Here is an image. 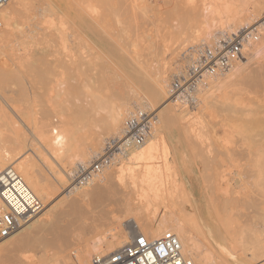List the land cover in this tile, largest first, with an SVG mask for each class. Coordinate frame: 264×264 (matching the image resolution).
I'll list each match as a JSON object with an SVG mask.
<instances>
[{
    "label": "rangeland",
    "instance_id": "374dc122",
    "mask_svg": "<svg viewBox=\"0 0 264 264\" xmlns=\"http://www.w3.org/2000/svg\"><path fill=\"white\" fill-rule=\"evenodd\" d=\"M35 1H36V4L34 5L35 2L34 3L32 2L33 7H31V8H33V10L36 9L35 13L34 12L31 13V11H30V13H27L28 17L31 16V17H29L31 20L29 18L25 17L26 11L23 12L24 15L21 13L13 14L12 17L10 18V20L8 21L7 25L4 27V34L3 33L2 34L6 37L7 40H9V38H10V40H12V42L10 40L9 41L12 43L11 46H13L15 49H17V51H19L18 55H20L19 53H21V55L23 53V51L21 49L22 46H20L18 43L19 42L21 43L22 42L21 38L25 39L26 36L27 37L25 39V43L27 42V45L28 44L29 45L32 44V45L25 46V44H23L26 47V48H24L25 49L24 52L29 53L30 50H33V51H31V55L37 56V57H39L38 55H40V56L45 55L46 52H47L46 55H49V54L55 55L54 52H56V54H57V51H58L57 49H56L57 51L55 50L56 46H58V43L60 41L62 42V40H59L60 39L59 37H61L63 35H61V33L58 34L59 31H57L60 29V31L62 32L60 26L58 25V24H60L59 23L60 17L58 16L59 18L56 17V19H55L54 17L57 16V14L53 12L54 10H49V9L51 8L50 7L51 4L52 5H54V4L57 5L59 3L61 4L62 0H35ZM76 1H75V3H76ZM80 1L83 2L84 0H78L77 4H76L77 8L79 10V12L76 15V27H78L77 25L80 26V28L79 27L77 28L79 32L76 29H74L75 31H77L75 33L76 34L79 33L80 35L76 36V34H75V35H73V37L75 36V39L73 37H72L73 39L71 37H69V38H71L69 40H73V41H71L73 43H75V41L77 40L76 44L80 43V46H82V47H80L78 45L80 47V50H79V47L77 46V49H78L77 51L79 52V53L78 52L77 53H78L79 57L81 56V57L85 58L84 61L88 57L87 61L91 60L90 63L91 64L94 63V67H92L93 64L90 65V63L86 61L87 64L89 63L87 65L83 61L86 65L84 64L83 67L81 66L82 67L81 69L87 70L86 72H87V74L90 75L91 79L97 80V81H95V85L92 87V90H94L92 92V95L98 96L97 94H100L101 97L103 95L104 99H108L109 101H111L113 103L114 101H116L115 100L116 97L118 98L119 96H123V95H125V92H127L125 89V82H126L125 80L132 78L131 80L139 83L138 79H140V78L143 79V76H145L143 80L146 79V81L144 82L142 80V83H143L142 89L139 90L140 93L138 92L139 98L141 100H139V102L137 101V103L134 102L133 106L130 107V109H132V110H130L128 107L127 113H132V112L135 113L138 111H141L143 113L145 112L148 116V123L145 126L146 131H144V135H142L143 137L140 140H134L130 135L125 133L121 137V139L118 140V142H116L117 145H115V143L112 142L113 140L109 139L110 144H111V147H110L111 149H108L109 145H107V146L104 145V147L102 148V151H101L102 154L100 153V155H98L96 158L90 159L88 164H86V166H85L86 168H83L80 166L79 167L80 169L79 168L77 169L78 174H76L71 180H68L65 177L63 183L60 185H57L56 189L51 193V197L48 200V202L46 204H43L44 209L41 212V214L38 216L39 217L38 222L35 223V225H33L27 231V234L30 236V238L32 237V240L34 239V244L31 243L27 247H19L17 250H15L13 253H11L12 255L11 254H9V255L3 254L2 255L0 253V258H1L0 264H13L12 260L15 259V257L20 258L22 256L32 257L33 262L35 264H49V263L55 264V262H54V261H56L55 259H57V258L59 259V256H60V255H55V253L59 252V251H62L61 256L64 257L63 258L64 261L66 258V261L68 262L66 264H69V263L74 264L75 263L74 262L75 261L74 260V250L77 249L78 247H80V246L77 247L76 245L79 244V245H81V247H83L84 244L86 242L89 243L91 238L93 239V237L96 236L97 235L96 233H98V232H100L98 234L104 235V234H107V233L112 232L114 230H116L117 233L127 230L126 227L128 225H130V223L133 224V219H132L133 217H131V215H129V216L125 215V212H124V206L122 203L123 202L122 201L123 195L121 194L124 189H122L121 186H119V184H117L113 178H110L111 181L108 180V181H110L109 184L107 181V187L109 185V187H108L109 190L106 191L107 190L106 184L105 185L103 184V187H102L101 184L96 183L97 182L96 178L101 177L103 174L109 175V172L111 174L112 168L109 169V166H111L113 163H115L117 160H119V158L121 157L119 155L122 154L121 152L131 150V149H136V148H139V146H143L146 143L144 141H147V139H149L152 132H151L150 136L148 134L150 133L151 130L153 131L154 129L156 130V132L159 134L160 137L165 138V140L167 141L166 143H168L167 145H168V147L170 146L169 148L171 149L170 159L171 160L176 159L175 161H176L177 167L183 172V174L185 173L184 175L186 176V178H188V176L192 174L191 173L192 171L195 172V174L192 176L193 177L192 184H193L194 189L196 188L195 191L198 195V196H196V198H197L196 203L192 206V208L190 205L184 204L185 202L183 200H181V201L178 200L176 202V204H171V203H169V204L167 203L165 205L158 204L157 207L159 208V211H158L157 218L158 217L160 218L161 212H162V214H166V217H170L171 219H175L180 224L187 225V226L190 225L189 229L190 228L192 229V230L190 229L191 234H193V235L196 234L194 236L197 239L196 242H197L198 248H199L197 252H198V254H200L199 258L202 257L201 255H203V256H204V254L206 255V257L205 256L202 257V259L204 261L203 264H264V186H263L264 181L262 178L264 175L259 173L260 172L259 169L257 168V166L255 167V163H253V162L257 163V161L259 159L260 160L264 159V156H263L264 154H262V153H264V96H263L264 95L263 94L264 93L263 92L264 91V48L261 50V54L257 55L256 57H253V59H252V57L247 59L249 61H246L247 62L246 65L243 66L244 68H243L242 73H236L235 75L233 74L232 71H230L229 73H226L224 76L220 77L218 81L214 82L212 85L206 86L202 91L194 93L193 94V102L192 101L188 102L186 100L185 101L184 100L176 101L179 98L174 99V97H172L171 94L168 93L167 95H165L166 99L162 98L157 103H154V104L151 103V105H150L151 107L139 105V104L143 105L144 102H145L144 104L146 105L148 100H145L146 99L145 97L148 98L151 95V93L154 91V88L156 87V84L158 83V81L160 79H165L168 84L169 83L171 84L173 78L176 75H178V72L174 69H177L179 64L184 66L182 59H180L179 57H178L179 58L178 59L177 56L180 55L181 53H183L190 46L187 45V43L180 46L179 50H177V52H176L177 55L175 54V58L173 60L171 59L172 57L170 56L171 52H169L168 49L171 50V48H169V47H174V45H177L179 43V41H182L183 37L186 35L185 33H187V31H191L192 33L194 32V34L199 36V37H203L206 34H212L219 28L218 26L220 24H222L224 21L230 20V19L235 18V17H239L242 14H248L249 13L248 10H250V11L253 10L252 8L254 6L261 5V4H263L264 1L263 0H138V1H136V0H119V2H118V0H117V2H116V0H112V2H111V0H109L110 1L109 2L108 0H106V1L102 2L103 0L102 1L101 0H90V1L86 0L87 3H89V4L86 3L87 5L84 6L81 3V5H83L85 10H87V13L90 10L88 11V9H86V7H89L88 5H90L92 7V11H90L88 14L91 16H88L87 14H85L83 12L84 8L79 4ZM95 1H97V2H95ZM7 2H8V0H7ZM105 2H106V5H108V6H105V5L103 6V4H105ZM118 3L121 5L120 9H119L120 6ZM171 3L173 6L170 5ZM254 3H255V5L252 6L251 4H254ZM92 4H94V5H92ZM116 4H118L119 7ZM30 5H31V3H30ZM115 5H116V8H115ZM112 6H114V7H112ZM34 7H35V9H34ZM91 7H90V9H91ZM105 7H106V9H105ZM31 8H29V9H31ZM52 9H53V6H52ZM47 10L51 15H49V13H47ZM98 10H100V11H98ZM116 10H117V12H116ZM50 11H52V13ZM93 11H95V13ZM97 11H98V13H96ZM110 13H112V15ZM118 13H120V14H118ZM138 13H140V14H138ZM34 14H36V15H34ZM45 14H46V17H45ZM107 14H110L111 16H109ZM113 14H117V15H113ZM83 15H86V16H83ZM95 15H96V17H94ZM101 15L105 18V20H107L106 22H104L105 20L103 19V17ZM140 15H143V16L141 17ZM236 15H239V16H236ZM108 16H109V18L111 17L110 19L112 21L110 19H108ZM114 16H116L115 18H117L118 16H119L118 18H120V17H122V18L119 20L118 19L116 20L114 18ZM184 16H186V17H184ZM79 17H81L82 19H85V21L84 20L82 21V19ZM91 17H93V19ZM100 17H102L101 22L104 25H101V23L97 24L94 22L96 19H97L96 22H100L99 21ZM133 17H134V19H133ZM139 17L141 18V21H139L140 20ZM36 18L39 22L32 20V19L36 20ZM57 18H58L59 22L56 21ZM113 18L116 21L113 20ZM28 19L30 20L29 23H28ZM135 19H136V21H135ZM137 19H138V22H137ZM262 19H264V12L261 13L259 15V17H257L252 23H250L249 26H247V29H249V28L253 29L255 26L259 25ZM44 20L47 21V25H46V21H44ZM31 21H33V23L35 22L34 25L37 23L39 26H37V24H36V26L32 27L33 23ZM42 21H43V23H42ZM119 21H121V22H119ZM49 22H50V24H49ZM52 22H54L55 25ZM82 22H83V24H82ZM170 22L171 23L173 22L172 23L173 25ZM40 23H42V24H40ZM84 23L88 24L90 29L88 28V25H86L87 27L83 26V25H85ZM118 23H120V26H118ZM131 23L134 24V25H132V27H133L132 29H131V25H130ZM166 24H168V25H166ZM90 25H91V27H90ZM98 25L101 27H99ZM135 25H136V27H135ZM141 25L144 26V28ZM55 26H56V28H57V26H59L57 30H55L56 28H53ZM93 26H94V30L91 29V28H93ZM106 26L111 31L108 30V28H106ZM109 26H111V28L114 30V32ZM183 26H185V27H183ZM30 27H32V28H30ZM170 27H172V28H170ZM51 28H52V31H51ZM46 29H47V31H46ZM102 29H106L108 32L107 31L105 32ZM172 29H173V31H172ZM98 30L101 32H98ZM182 30H183V32H182ZM239 30H237V31H239ZM38 31H39V33H38ZM80 31H81V33H80ZM90 31H92V32H90ZM94 31H95V36L94 35L92 36V34H94ZM132 31L135 34V36H133V37L131 36L132 34H130V33H132ZM178 31L179 32L181 31V32L179 33ZM33 32H34V34H33ZM164 32H166V34H164ZM169 32L171 35L169 34ZM25 33H28V35H25ZM42 33H44V34H42ZM108 33L110 34V36L108 35ZM116 33H118L119 35H117ZM181 33L183 35H181ZM22 34L25 37H23ZM31 34H33V35H31ZM45 34L46 35L51 34V35H49V38H50V36H51V38H53V37L54 38L49 39L48 35L45 36ZM96 34H98L99 36ZM101 34L103 35V37L101 36ZM125 34H127V35H125ZM138 34H140V36ZM41 35L42 36L44 35V36L42 37ZM52 35H53V37H52ZM115 35H117V36H115ZM161 35H163V36H161ZM174 35H176V37ZM19 36H21V38ZM29 36H30V38H29ZM55 36L57 38H55ZM97 36L99 39H100V37L103 38V40L102 39L99 40L97 38ZM106 36H108V38H110V39L107 40ZM127 36L129 38H127ZM130 36L132 37V39H130L131 38ZM138 36H139V39H137ZM181 36H182V38H180ZM230 36H226V37H230ZM84 37L89 41H84L85 40ZM27 38H29V40ZM31 38L34 40L31 41ZM44 38L46 41L44 40ZM62 38H65V37H61V39ZM79 38H82V40H79ZM133 38L135 41L133 40ZM38 39H39V42H38ZM54 39H56L57 41ZM163 39L165 40L166 44H163L164 43ZM106 40L108 43L106 42ZM260 40H261V37H260L258 42H260ZM28 41H30L31 43H28ZM34 41H36V42L34 43ZM124 41H125V44H124ZM130 41H132L133 44ZM81 42L84 43V45L81 44ZM16 43L20 47H18ZM49 43H51V44L54 43V44H52L53 47L51 44H50L51 45L50 46ZM118 43L121 45V47ZM134 43H135V45H134ZM167 43H169V44H167ZM172 43H175V44L173 45ZM200 43L202 44V42H197L196 45H198ZM39 44H40V47H39ZM94 44H95V46H94ZM106 45L108 46V48ZM131 45H134V46H131ZM136 45L138 47H135ZM42 46H44L45 48ZM46 46H48V47H46ZM128 46H129V48H128ZM130 46H131V48H130ZM4 47L6 49V47H7L6 44L4 45ZM30 47H32V49H30ZM33 47H34V49H33ZM116 47L119 49H117ZM122 47H124L123 48L124 50L122 49ZM27 48L29 49V51H27ZM142 48H143V50H142ZM81 50L84 51L83 54L81 53L82 52ZM141 50H142V52H141ZM163 50H164V52H163ZM42 51H44L43 52L44 54L42 53ZM51 51L52 52L54 51V52L51 54L50 53ZM128 51H129V53H128ZM7 53H10V50ZM97 53H98V55H96ZM23 54H25V53H23ZM100 54H102V55H100ZM3 55H6V54H3ZM3 55L0 56V59L3 60V62L2 61L0 62L1 66H2V70L4 69L3 71H5V70L7 71V72L5 71V73H7V74L10 73L12 75V73H11V72H13L12 69L17 68L18 66L12 67L10 65H14L15 63L17 64L18 60L12 61V60H14L12 58H15L14 56L9 59V57L3 56ZM8 56H10V55H8ZM11 56H12V54H11ZM1 57H3V59ZM125 57H127V58H125ZM98 59H99V61H98ZM117 59H119V60H117ZM250 59H252V60H250ZM129 60L132 64L131 63L129 64ZM138 61L139 62L143 61V62H141L142 63L141 64ZM22 62H25V60ZM107 62L109 64H107ZM2 63H3V65H2ZM137 63H139V65ZM134 64H135V68H133ZM104 65H105V67H104ZM128 65H129V67H128ZM85 66L87 68L84 69ZM88 66H91L92 68H89ZM113 66L115 67V69H117L116 71H118V72L115 71ZM136 66H137V70H136ZM105 68L106 69L108 68V71ZM91 69L94 71H92ZM97 69H98V71H97ZM13 70H16V69H13ZM113 70L115 71V73ZM127 73H129V76L131 75L130 73H132V76L131 77L127 76L126 75ZM143 73H146L147 75H145V74L143 75ZM8 79L6 80L7 82L5 83V84H8V85H6L7 89L14 88V85H12L13 81H11V79L10 80H8ZM141 79H140V82H141ZM257 80L260 82V84L258 83V85L256 83ZM10 82H12V83H10ZM146 83H147V85H146ZM170 84H169V87L166 89V92L169 91L168 89L170 88ZM150 85H153V86L150 87ZM144 86L145 87L148 86V88H145ZM261 86H263V87H261ZM95 88H96V91H95ZM145 90H147L148 92H146ZM147 93L149 95H147ZM0 104L2 105L3 103H0ZM237 105H239V107H237ZM34 106H36V108L38 107L37 112H39V114H42L43 112L47 111V108L49 110H51V111H49L50 113L54 112V114L51 113V115H50L51 121L55 122L54 124H56L57 120L59 121V118H56V117L53 118V116L56 113L60 112V111H57V110H60L59 107L62 106L63 108L61 107L62 108L61 112H65V111H63L64 110L63 105H60L59 107H58V105H40V106L34 105ZM49 106H50V108H49ZM67 106H70V105H67ZM36 108H35V110H36ZM89 108H90V106L89 107L87 106L86 111L88 113H90ZM238 108H240V109H238ZM186 110H187V113L189 115V116L188 115L185 116L186 119H191V118H193V115H194V118L199 119V121L202 120L201 124L203 123L205 126L204 136L199 141L194 140V138H192L191 135L185 134V136H184V134H183L184 130H183L182 125L176 126V124H177L176 116H178L182 112H185ZM189 111H190V113H189ZM219 113L221 116L219 115ZM255 114H256V116H255ZM102 116H103V112H101V113L99 112L98 117L100 118ZM127 117L128 116H125V118H123V120L125 121L127 119ZM96 118H97V116H96ZM186 119L184 118L185 121H186ZM250 119H252V120H250ZM248 120H250V121H248ZM238 123H239V125H238ZM203 124H202V126H203ZM204 126H203V128H204ZM231 126H232V128H231ZM206 127H208V128H206ZM254 128H256L257 130L256 129L254 130ZM229 130H230V132H228ZM235 131H237V132H235ZM238 131H239V133H238ZM236 136H237V138H236ZM242 136H244V137H242ZM181 137L183 138V140ZM247 138H248V140H247ZM209 139H210V142L208 141ZM245 139H246V141H245ZM219 140H221V141H219ZM185 142H187V143H185ZM189 142H190L191 146L188 144ZM217 142H219V143H217ZM192 143H193V146H192ZM209 143L211 145H213V147H211ZM246 143H247V145H245ZM217 146H219V147H217ZM117 147H120V149L123 148L124 150L122 149L123 151L122 150L119 151V149H117ZM194 147L196 148V151H195ZM230 147L233 148L234 150L232 151V149ZM245 147H246V149H245ZM221 148H223V149H221ZM224 148H227V149H224ZM260 149H262V150H260ZM224 150H226V151H224ZM241 150H243L244 152H242ZM246 150H247V152H246ZM200 151H202V152H200ZM210 151H211V153H210ZM222 152H225V154L228 153L227 156L225 157V154H222ZM250 152L255 153L254 154L255 156L252 155L255 157V159H254V157H249V156H251ZM194 154H195V156H194ZM235 154H237V155H235ZM222 155H223V157H222ZM114 156H116V158ZM183 156H184V158H183ZM190 156H192V157H190ZM180 157H182L183 159ZM204 158L206 160H204ZM252 158H253V160L251 161L250 159H252ZM256 158H257V160H256ZM184 159H186V160H184ZM238 160H241V161H238ZM254 160H256V161H254ZM224 161H226V163L228 162V164L224 163ZM235 161L236 162L238 161L237 163H239V164H237ZM205 163H207V164H205ZM242 163H244V164H242ZM251 163H253L254 166L251 165ZM225 164L229 165V166H226ZM95 165H100L98 170H94ZM207 167L209 170L207 169ZM229 167H230V169H229ZM201 168H202V170H201ZM222 168H225L227 170L222 169ZM233 168H235V169H233ZM233 170L235 173L233 172ZM203 172H205V173H203ZM90 173H91V175H90ZM199 173L205 178H201V175ZM236 173H238V174H236ZM218 174H220V176L226 174L227 176L225 175L223 184L220 186L221 190L219 189V186L212 188L213 190H215L214 191V202L215 203L213 201H211V202L207 201L206 202L205 199L203 198V188L202 187H203V185H205V187H206L209 184H210V186H213V185L215 186L214 183L217 184ZM256 174L258 177L256 176ZM235 175L236 176L238 175V176L236 177ZM87 176L89 179L87 178ZM210 176H212L214 179H215V177H217V178L214 181V179ZM93 177H95V179ZM206 177L210 178L211 183L207 182L209 179L207 180ZM204 179H206V180L202 181ZM228 179H230V180H228ZM93 180H95V181H93ZM187 181H189V180L187 179ZM225 184H227V185H225ZM99 185H101V186L99 187ZM104 186H105V188H104ZM231 186H233V188ZM234 189L235 190L237 189V190L235 191ZM82 191H83L85 196L82 194ZM86 191L90 192V193L88 194ZM199 192H200V194H199ZM231 192H232V195H230ZM117 193H119L121 195H119ZM200 199H201V201H200ZM212 202H213V204H212ZM179 203H180V205H179ZM222 203H225V204H222ZM114 216L116 219L114 218ZM119 218H121V219H119ZM104 220H106L105 223L107 222V224H105L103 222ZM117 222H119V223H117ZM117 225H119V226H117ZM93 226H95L94 229H93ZM49 228H51V230ZM96 228L97 229L100 228V231H99V229L97 230ZM95 229H96V231H95ZM108 230H109V232H108ZM49 231H53L56 236L54 235V233L52 234V232H49ZM93 231H95L96 233L95 232L93 233ZM198 231H199V235L197 234ZM116 232L114 231V233H116ZM195 232H197V233H195ZM200 232L202 235H200ZM53 236L56 237L55 241H54ZM119 239H121V238H119ZM57 244H59V245H57ZM73 244L74 245L76 244L75 245L76 247ZM57 246H59V247H57ZM57 248L58 249L60 248L61 250L60 249L58 250ZM104 249H105V247L103 245H100L98 248V250H104ZM55 250H57V251L55 252ZM111 250L102 251L99 254V255H101L100 257L109 255V253L111 254ZM53 255H55V256H53ZM56 256H58V257L55 258ZM69 257H70V259H69ZM93 257H95V256H91L90 259H92ZM63 259L61 260V262L59 260L60 264H62L64 262ZM71 262H73V263H71ZM89 264H90V260H89Z\"/></svg>",
    "mask_w": 264,
    "mask_h": 264
},
{
    "label": "bare ground",
    "instance_id": "6f19581e",
    "mask_svg": "<svg viewBox=\"0 0 264 264\" xmlns=\"http://www.w3.org/2000/svg\"><path fill=\"white\" fill-rule=\"evenodd\" d=\"M75 1L76 0H62L61 4L59 3V4L55 5L53 3L54 5H52V4L50 5L51 8L49 10H54L53 12L57 14V16L54 15L55 16L54 18L56 19V17H58V16L60 17V18L58 17L60 22L58 21V18H57L56 21H58L60 23V24H58V23L57 24L60 26L62 32L60 31V29L57 30L59 26H57V28H56V26L53 27V28H56L55 30L59 31L58 34L61 33V35H63L61 37H65V38L61 39V37H59L60 38L59 40H62V42L60 41L59 42L60 44L58 43L59 47L56 46V48H55V50L56 49L58 50V51L56 50L57 54H56V52L53 51L55 53V55H54V54H52L53 52L51 51L50 53L52 55H50V54L46 55L47 52H46L45 55H43L44 51H42V53H43L42 55L43 56L38 55L39 57L31 55V51H33V50H30L29 53L28 52H24L25 51L24 48H26L25 46L32 45V44H30V45L28 44L27 45V42L25 43V39H26L27 36L25 37L23 35L24 33L22 35H23V37H25V39L21 38V36H19L22 39L23 43L22 42L18 43L20 46L23 47V48L21 47V49H22L23 53H25V54L22 53V55H21V53H19L20 55H18L19 51H17V49H15L13 46H11L12 40H10V38H9V40L11 41L10 42L3 35L4 34V27L7 25L8 21L10 20V18L12 17L13 14H16V13L17 14H19V13L23 14V12L26 11L25 17L29 18L31 16L28 17L27 13H30V11H31V13L32 12L35 13V10H36L35 7H34L35 10H33V8H31V7H33L32 4L34 2H35L34 5L36 4V1L35 0H33V1L32 0H8V2L6 4H4V6L2 5V8L0 10V20H1V23H2V27L0 28V56H2L3 54H6V55H3V56L9 57V59L14 56L15 58H12L14 60H12V59L11 60L12 61H15V60L17 61L18 60L17 64L15 63L14 65H10L12 67L18 66L17 68H13V69H16V70L12 69V71L14 72V73L11 72L12 75L9 72H8L9 74L5 73L6 70L5 71H3L4 69L2 70V66H1V63H0V103H3L2 105L0 104V172L5 170L6 168H13L20 175V177L23 179V181L27 184V186L32 190V192L39 198V200L43 204H46L48 202V200L51 197V193L56 189L57 185H60V184L63 183L65 177L68 180H71L76 174H78V172H77L78 170L77 169L80 166L83 167V168H86L85 166H86V164H88L90 159H94L98 155H100L104 145L105 146L109 145L108 149H110V145L111 144H110L109 139L113 140L114 143L118 142V140L121 139V137L124 135V126H123L124 125V120H123V118H125V116H129L130 114H132V113H127V108L129 107V109H130V107L133 106L134 102L137 103V101L139 102V100H141L139 98L138 92H139V90L142 89V84H143L142 80L145 77V76H143V79L140 78L141 82H140V79H138L139 83L131 80L132 78L125 80L126 81L125 82V89H126L127 92H125V95L119 96L118 98L115 96L116 97L115 98L116 101H114L113 103L111 101H109L108 99H104L103 95H102V97H101L100 94H97L98 96L92 95V92L94 91V90H92V87L95 85V81H97V80L91 79L90 75L87 74V72H86L87 70L81 69L83 67V65L86 63L88 57L86 58L85 61H84L85 58H83L81 56L79 57V55H78L79 52L77 51L78 50L77 46L78 45L80 46V43L76 44L77 40L76 41L74 40L75 43L71 42L73 40H69V39H71L73 37V35L76 34L75 32L78 31L77 28L78 27L80 28L79 25H77L78 27H76V15L79 12V10H78L77 5H76L78 0L76 1V3H75ZM87 1H90V0H87ZM87 1L84 0L83 2L80 1V3L79 2L78 3L80 5L82 3L84 6H86L87 4H89V3H87ZM104 1H106V0H103L102 2H104ZM136 1H138V0H136ZM3 2H4V0H3ZM95 2H97V1H95ZM111 2H112V0H111ZM116 2H117V0H116ZM118 2H119V0H118ZM30 3H31V5H30ZM118 4H116V5L118 6ZM83 5H81V6L83 7ZM92 5H94V4H92ZM104 5L108 6V5H106V2H105V4H103V6ZM116 5H115V8H116ZM170 5H172V3ZM251 5L254 6L255 3L251 4ZM52 6H53V9H52ZM88 6L89 7H86V9H88V11L89 10L92 11V7L90 5H88ZM119 6L118 7L120 9L121 5L119 4ZM90 7H91V9H90ZM112 7H114V6H112ZM29 8H31V9H29ZM105 9H106V7H105ZM252 9L253 10H251V11L248 10L249 11L248 14H242L240 16L236 15V16H239V17H235V18H232L230 20L224 21L222 24H220L218 26L219 28L212 34H206L203 37H199V36L195 35L194 32L193 33L191 31H187V33L184 32L186 35L184 34L185 36L183 37L182 41H179V43L177 45H174L175 43H172L174 45V47H169L168 46L169 48H171V50L168 49V51L171 52V54H170V56L172 57L171 59L173 60L175 58V54H176L177 50H179L180 46L184 45L185 43H187V45H189L190 47L195 46L197 42H202L203 44H211V43L217 41L218 39H223V38H226V36H230L231 34L232 35L235 34L237 32V30H239L240 28L241 29L247 28V26H249L250 23H252L257 17H259V15L261 13L264 12V2L261 5L254 6ZM98 11H100V10H98ZM98 11L96 13H98ZM50 12L52 13V11H50ZM83 12L85 14H87V15L89 14V12L87 13V10H85V8H84ZM93 12L95 13V11H93ZM116 12H117V10H116ZM47 13H49L48 10H47ZM46 14H45V17H46ZM110 14L112 15V13H110ZM110 14H107V15L111 16ZM118 14H120V13H118ZM138 14H140V13H138ZM34 15H36V14H34ZM49 15H51V14L49 13ZM113 15H117V14H113ZM83 16H86V15H83ZM88 16H91V15H88ZM109 16H108V19L111 18V17L109 18ZM140 16L142 17L143 15H140ZM94 17H96V15ZM102 17H100V19H99L100 22H96L97 19L95 21L94 20L93 21L95 23H97V24L101 23V25H104L101 22V18ZM115 17L116 16H114V18ZM118 17L115 18V19L119 20V19L122 18V17H120V18H118ZM184 17H186V16H184ZM79 18H81V17H79ZM91 18L93 19V17H91ZM114 18H113V20H115ZM29 19H28V23L31 20V19L30 20ZM103 19L105 20L104 17H103ZM133 19H134V17H133ZM32 20L33 21H38L37 18H36V20L35 19H32ZM83 20L85 21V19H82V21ZM33 21H31V22L33 23ZM44 21H46V20H44ZM106 21L107 20H105L104 22H106ZM135 21H136V19H135ZM139 21H141V18H140ZM119 22H121V21H119ZM137 22H138V19H137ZM34 23H33L32 27L36 26V24H37L36 23L34 25ZM42 23H43V21H42ZM42 23H40V24H42ZM52 23H54V22H52ZM133 23L130 24L131 25V29L133 28L132 27V25H134ZM49 24H50V22H49ZM82 24H83V22H82ZM46 25H47V21H46ZM54 25H55V23H54ZM86 25H88V24H85L83 26L87 27ZM166 25H168V24H166ZM37 26H39V25L37 24ZM118 26H120V23H118ZM32 27H30V28H32ZM90 27H91V25H90ZM99 27H101V26H99ZM109 27L111 28V26H109ZM135 27H136V25H135ZM142 27L144 28V26H142ZM183 27H185V26H183ZM88 28H89V25H88ZM106 28H108V27L106 26ZM170 28H172V27H170ZM47 29H46V31H47ZM74 29H76L77 31H75ZM91 29L94 30V26ZM102 30L105 31V32L107 31L106 29H102ZM108 30H110V29L108 28ZM183 30H182V32H183ZM51 31H52V28H51ZM172 31H173V29H172ZM90 32H92V31H90ZM98 32H101V31L98 30ZM113 32H114V30H113ZM260 32H261L260 33L261 34L260 42L255 43V44H249L247 49H245V54L243 55V57L240 60H238L224 74H222L220 76H217V77H214V78H208L204 85L198 87V90L196 91V93L202 91L206 86L212 85L214 82L218 81L220 77L224 76L226 73H229L230 71H232L234 75L236 73H242L243 72V68H244L243 66L246 65V63H247L246 61H249L247 59H249L250 57H252V59H253V57H256L257 55L261 54V50L264 48V28H261ZM38 33H39V31H38ZM80 33H81V31H80ZM33 34H34V32H33ZM33 34H31V35H33ZM42 34H44V33H42ZM116 34L119 35L118 33H116ZM130 34H132L131 35L132 37L135 36L133 31ZM164 34H166V32H164ZM169 34H170V32H169ZM25 35H28V33H25ZM47 35L45 34V36H47ZM49 35H51V34H49ZM49 35H48V38H49ZM77 35H80V34L78 33V34H76V36ZM93 35L95 36V31H94V34H92V36ZM96 35H98V34H96ZM108 35L110 36L109 33H108ZM117 35H115V36H117ZM125 35H127V34H125ZM138 35L140 36V34H138ZM181 35H183V34L181 33ZM98 36H97V38H98ZM101 36L103 37L102 34H101ZM139 36H138L137 39H139ZM161 36H163V35H161ZM174 36L176 37V35H174ZM52 37H53V35H52ZM69 37H71V38H69ZM132 37L130 39H132ZM29 38H30V36H29ZM29 38H27V39L29 40ZM50 38H51V36H50ZM53 38H51V39H53ZM55 38H57V37L55 36ZM73 38L75 39V36ZM106 38H107V40L110 39V38H108V36H106ZM127 38H129V37L127 36ZM180 38H182V36ZM100 39L103 40V38H101V37H100ZM32 40H34V39L31 38V41ZM44 40H45V38H44ZM54 40H56V39H54ZM79 40H82V38H79ZM107 40H106V42H107ZM133 40H134V38H133ZM84 41H89V40H87L85 38ZM132 41H130V42L132 43ZM35 42L36 41H34V43ZM38 42H39V39H38ZM82 42H81V44L84 45V43H82ZM28 43H31V42L28 41ZM5 44L7 46L6 49L4 47ZM18 44H17V46H18ZM23 44H25V46ZM50 44L51 43H49V45ZM52 44H54V43H52ZM124 44H125V41H124ZM163 44H166L165 40H164ZM167 44H169V43H167ZM134 45H135V43H134ZM134 45H131V46H134ZM137 45L135 47H138ZM20 46H18V47H20ZM94 46H95V44H94ZM131 46H130V48H131ZM39 47H40V44H39ZM42 47H44V46H42ZM46 47H48V46H46ZM52 47H53V45H52ZM80 47H82V46H80ZM80 47H79V50H80ZM120 47H121V45H120ZM107 48H108V46H107ZM123 48L124 47H122V49ZM128 48H129V46H128ZM30 49H32V47H30ZM33 49H34V47H33ZM117 49H119V48H117ZM9 50H10V53H7V52H9ZM142 50H143V48H142ZM142 50H141V52H142ZM27 51H29L28 48H27ZM83 52L84 51H82L81 53L83 54ZM163 52H164V50H163ZM128 53H129V51H128ZM11 54H12V56H11ZM182 54L183 53L178 55L177 58L179 57L180 59H182ZM8 55H10V56H8ZM96 55H98V53ZM100 55H102V54H100ZM1 58L3 59V57H1ZM125 58H127V57H125ZM99 59H98V61H99ZM252 59H250V60H252ZM24 60H25V62H22ZM117 60H119V59H117ZM1 61L3 62V60L0 59V62ZM90 61L91 60H89L87 62L90 63ZM141 62H143V61H141ZM141 62H139V63H141ZM130 63L131 62L129 60V64ZM139 63H137V64L139 65ZM92 64H93L92 67H94V63H92ZM92 64L90 63V65H92ZM107 64H109V63L107 62ZM2 65H3V63H2ZM88 67L92 68L91 66H88ZM104 67H105V65H104ZM128 67H129V65H128ZM85 68H87V67L85 66L84 69ZM133 68H135V64H134ZM182 68H183V66L181 64H179L177 69H174V70H176L178 73H180ZM114 69H115V67H114ZM106 70L108 71V68ZM116 70L117 69H115V71ZM136 70H137V66H136ZM92 71H94V70H92ZM97 71H98V69H97ZM115 71H114V73H115ZM116 72H118V71H116ZM130 74H131L130 76H129V73H127L126 75L131 77L132 73H130ZM144 74L147 75L146 73H143V75ZM7 79L8 80L11 79V81H13V83L12 82H10V83H12V85H14V88L7 89L6 85H8V84H5L7 82L6 81ZM143 81L145 82L146 79L143 80ZM256 83H257V85H258V83L260 84V82L258 80H257ZM169 84L167 83V81L165 79H160L158 81V83L156 84V87L154 88V91L152 93L150 92L151 95L148 98L144 96L146 98L145 100H148L149 103L146 101L147 103L145 105L144 104L145 102L143 101L144 102L143 105L142 104H139V105H141V106H150L151 103H153V104L157 103L162 98H165V95H167L169 93V91L166 92V89L169 87ZM146 85H147V83H146ZM148 86L147 87L144 86V87L148 88ZM151 86H153V85H150V87ZM261 87H263V86H261ZM96 88H95V91H96ZM145 91L148 92L147 90H145ZM147 95H149V94L147 93ZM34 105H39V106L40 105H58V107L60 105H63L64 106V110L63 111H65V112H61L62 111L61 109L63 108L62 106H61L62 108L59 107L60 110H57V111H60V112L56 113L53 116V118H55V117L59 118V121L57 120L58 122L56 121V124H54L55 122L51 121V118H50L51 117L50 116L51 113L54 114V112L50 113L49 111H51V110H49L47 108L48 112L47 111L43 112L45 110L44 109L42 111L43 113L39 114V112H37L38 107L36 108V106H34ZM67 105H70V106H67ZM87 106L88 107L90 106V108H89L90 109V113H88L86 111L87 110ZM237 107H239V105H237ZM35 108H36V110H35ZM49 108H50V106H49ZM238 109H240V108H238ZM130 110H132V109H130ZM99 112L100 113L103 112V116L100 117V118L98 117L99 116ZM189 113H190V111H189ZM256 114H255V116H256ZM187 115H188V113H187V110H186L185 112H182L178 116H176V122H177L176 126L177 125H182L183 130L185 132V133L183 132L184 136H185V134H187V135H191L192 138H194V140H198V141L201 140L203 138V136H204V131H205L204 124L202 123L204 128H203V126L201 124L202 120L199 121V119L194 118V115H193V118L186 119L185 116H187ZM219 115H220V113H219ZM96 116H97V118H96ZM184 118L186 119V121L184 120ZM250 120H252V119H250ZM250 120H248V121H250ZM238 125H239V123H238ZM206 128H208V127H206ZM231 128H232V126H231ZM255 129L256 128H254V130ZM151 132H152V134H151ZM228 132H230V130ZM235 132H237V131H235ZM238 133H239V131H238ZM150 134H151V136H150ZM148 135L150 137H149V139H147V141H144L146 143L143 146H139V148H136V149H131L130 148L131 150H127V151L121 152L122 154L119 155V156H121L119 158V160H117L115 163H113L111 166H109V169L112 168V170H111L112 173L111 174L109 172V175L103 174L101 177L96 178V180H97L96 183L101 184L102 187H103V184L104 185L106 184V189H107L106 191L109 190L108 189L109 185L107 187V181L108 180L111 181L110 178H113L115 180V182L117 184H119V186H121L122 189L125 190V191L123 190L124 192L122 191V193H121L123 195V197L122 196L121 197L123 198L122 199V201H123L122 203H123V206H124V212H125V215H127V216L131 215V217H133L132 218L133 219V224L130 223V225H128L126 227L127 230H125L123 232L121 231V232L117 233L116 230H114L116 233H114V231H112L113 232L112 233V232H109V230H108L109 233L104 234V235L103 234H98V233H100L98 231H97L98 233H96L95 232L96 229H97L96 228L95 231H93V233L95 232L97 235L94 236L93 239L91 238L89 243L86 242L83 247H81V245H79V244L76 245L77 243L75 244L77 247L78 246H80V247H78L75 250L73 249L74 250V260H75L74 264H89V260L91 262V259H90L91 256L100 257L101 255H99V254L102 251H104V250L109 251V250L112 249L111 250V254H112L115 251H117L118 249H120L121 247H123L128 242V240L130 238H132L134 235H136L137 233H142V234H144V235H146V236H148L150 238H157V237L161 236L165 232H170V233H173L175 236H177V238L179 239V241H180V243L182 245L184 255L192 262V264H203L204 263L202 257H204V256L206 257V255L205 254H204V256L201 255L202 257L199 258L200 254H198V252H197L198 249H199L198 248V244L196 242L197 239L194 236L196 234H194V235L191 234V231H190L191 228L189 229L190 225L187 226V225L180 224L175 219H171L170 217H166V214H162V212H161L160 218L159 217L157 218L158 211H159V208L157 207L158 204H160V205H165L167 203L168 204L169 203L176 204V202L178 200L179 201L183 200L185 202L184 204L190 205L191 208H192V206L196 203V200H197L196 196H198L196 191H195L196 188L194 189L193 184H192V179H193L192 176L195 174V172L192 171L191 172L192 174L190 173L191 175H189L188 178H186V176L184 175L185 173L183 174V172L177 167L176 161H175L176 159L175 160H171L170 159V157H171V149L169 148L170 146L168 147V145H167L168 143H166L167 141L165 140V138L160 137L155 129L153 131L151 130ZM242 137H244V136H242ZM236 138H237V136H236ZM182 140H183V138H182ZM247 140H248V138H247ZM208 141L210 142V139ZM219 141H221V140H219ZM245 141H246V139H245ZM187 142H185V143H187ZM217 143H219V142H217ZM188 144L190 145V142ZM245 145H247V143ZM192 146H193V143H192ZM210 146L213 147V145H211V144H210ZM217 147H219V146H217ZM246 147H245V149H246ZM221 149H223V148H221ZM224 149H227V148H224ZM231 149H232V151L234 150L233 148H231ZM260 150H262V149H260ZM195 151H196V148H195ZM224 151H226V150H224ZM241 151L244 152L243 150H241ZM200 152H202V151H200ZM246 152H247V150H246ZM252 152H250L251 156L248 155L249 157H254L255 156L254 155L255 153H252ZM210 153H211V151H210ZM222 154H225V152H222ZM227 154H225V157L227 156ZM262 154H264V153H262ZM235 155H237V154H235ZM252 155H254V156H252ZM194 156H195V154H194ZM114 157L116 158V156H114ZM190 157H192V156H190ZM222 157H223V155H222ZM180 158H182V157H180ZM183 158H184V156H183ZM257 158H256V160H257ZM254 159H255V157H254ZM184 160H186V159H184ZM204 160H206V159L204 158ZM250 160L252 161L253 158L250 159ZM256 160H254V161H256ZM226 161H224V163H226ZM238 161H241V160H238ZM253 163H255V167L257 166V168L259 169L260 172L259 171L258 172L260 174L264 175V159H261V160L259 159L257 161V163L256 162H253ZM253 163H251V165L254 166ZM205 164H207V163H205ZM226 164H228V162ZM237 164H239V163H237ZM242 164H244V163H242ZM226 166H229V165H226ZM207 169H208V167H207ZM222 169H225V168H222ZM229 169H230V167H229ZM233 169H235V168H233ZM201 170H202V168H201ZM225 170H227V169H225ZM233 172H234V170H233ZM203 173H205V172H203ZM236 174H238V173H236ZM90 175H91V173H90ZM225 175L220 176V174H218L217 184L214 183L215 184V186L213 185L214 187L210 186V184L208 186H206V187H205V185H203V187H202L203 188V198L205 199L206 202L207 201H209V202L213 201L214 202V191L215 190H213L212 188H215L216 186L217 187L219 186V189H220V186L223 184ZM256 176H257V174H256ZM95 177H93V178L95 179ZM210 177H212V176H210ZM87 178H88V176H87ZM201 178H205V177H203L201 175ZM216 178L217 177H215V179ZM262 178H263V181H264V176ZM187 179L189 181H187ZM215 179H214V181H215ZM230 179H228V180H230ZM205 180L206 179H204L202 181H205ZM207 180H208L207 181L208 183H211L209 177L207 178ZM93 181H95V180H93ZM110 181H108V184L110 183ZM227 184H225V185H227ZM101 185H99V187ZM231 187L233 188V186H231ZM104 188H105V186H104ZM83 191H82V194L84 195ZM87 193L89 194L90 192H87ZM117 194H119V193H117ZM121 194H119V195H121ZM199 194H200V192H199ZM230 195H232V192H231ZM200 201H201V199H200ZM213 202H212V204H213ZM225 203H222V204H225ZM179 205H180V203H179ZM114 218H115V216H114ZM38 219H39V217L37 216L35 219L31 220L27 224H25L22 227H20V229H18V231L16 233H14L10 237L0 241V253L2 255L3 254L4 255H9V254L13 253L15 250H17L19 247H27L31 243L34 244V239L32 240V237L30 238V236L27 234V231L33 225H35V223L38 222ZM119 219H121V218H119ZM105 221L106 220H104L103 222L105 223ZM117 223H119V222H117ZM105 224H107V222ZM95 226H93V229H94ZM117 226H119V225H117ZM100 228H98L99 231H100ZM49 229L51 230V228H49ZM49 232H52V234L54 233L53 231H49ZM195 233H197V232H195ZM197 234L199 235V231H198ZM54 235H55V233H54ZM200 235H202L201 232H200ZM55 238L56 237H54V241H55ZM119 238H121V239H119ZM57 245H59V244H57ZM100 245H103L105 247V249L104 250H98ZM57 247H59V246H57ZM56 251L57 250H55V252ZM56 253H55V255H60V256H59V259L57 258L58 256H56L55 258H57V259H55L56 261H54V262H55V264H60L59 260L61 258L62 259L64 258L63 256H61L62 255V251H59V252H56ZM55 255H53V256H55ZM69 259H70V257H69ZM61 260H60V262H61ZM63 261H64V259H63ZM12 263L13 264H35L33 262V258L32 257H28V256H22L20 258H16L15 257V259L12 260ZM63 263L64 264L68 263L66 261V258H65V261ZM71 263H73V262H71Z\"/></svg>",
    "mask_w": 264,
    "mask_h": 264
},
{
    "label": "built area",
    "instance_id": "2783aa9c",
    "mask_svg": "<svg viewBox=\"0 0 264 264\" xmlns=\"http://www.w3.org/2000/svg\"><path fill=\"white\" fill-rule=\"evenodd\" d=\"M6 2L7 0L4 2L0 0V10ZM261 28H264V19L253 29L243 28L230 37L218 39L211 44L202 43L187 48L182 54L184 66L170 84L171 96L174 99L179 98L176 101L193 102V94L198 87L204 85L208 78L220 76L228 71L243 57L249 44L259 41ZM147 123L146 113L132 112L124 121V134L130 135L134 140H140L146 131ZM120 147H117L119 151ZM99 166L95 165L94 170H98ZM43 209V203L13 168H6L0 172V241L35 219ZM140 240H144L145 243L140 244ZM90 264H192V262L184 255L177 236L165 232L157 238L137 233L114 253L93 257Z\"/></svg>",
    "mask_w": 264,
    "mask_h": 264
},
{
    "label": "snow or ice",
    "instance_id": "6c2138e0",
    "mask_svg": "<svg viewBox=\"0 0 264 264\" xmlns=\"http://www.w3.org/2000/svg\"><path fill=\"white\" fill-rule=\"evenodd\" d=\"M145 243V241L144 240H140V244H144ZM161 251H163V249H161ZM151 254H149V256H150Z\"/></svg>",
    "mask_w": 264,
    "mask_h": 264
}]
</instances>
